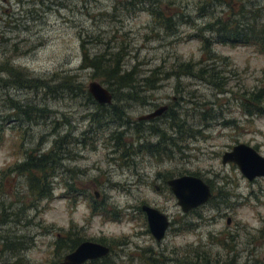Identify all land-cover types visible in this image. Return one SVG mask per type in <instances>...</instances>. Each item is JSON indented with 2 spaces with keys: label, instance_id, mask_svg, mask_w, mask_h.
<instances>
[{
  "label": "rangeland",
  "instance_id": "rangeland-1",
  "mask_svg": "<svg viewBox=\"0 0 264 264\" xmlns=\"http://www.w3.org/2000/svg\"><path fill=\"white\" fill-rule=\"evenodd\" d=\"M117 1L0 0V67L7 64L31 77L56 81H50L55 87L62 76L72 73L87 91L91 82L102 85L103 81L88 70L79 71L81 43L87 42L84 47L95 53L99 49L95 38L115 37L127 44L128 69L137 67L143 76L155 72L159 78L156 89L141 93L142 102L113 101L122 106L124 122L109 124L86 148L79 144L77 158L65 164L78 173L80 187L92 196L98 193V201L109 207L114 218L92 216L83 200L69 205L59 197L60 188L50 202L34 204L24 178L0 176V264H58L68 251L57 252L55 244L67 241L70 231L84 241L104 239L111 247L105 260L85 264H153V260L188 264L195 252L202 251L222 262L263 261L264 178L249 182L234 164L223 165L222 156L233 146L246 144L264 157V55L252 46L215 42L207 55L196 36L202 32L211 38L201 28L217 18L264 23V0H160V9L178 10L188 23L179 22L173 36L159 31V37L150 14L126 10L122 4L115 7ZM206 1L212 4L205 5ZM204 5L207 13L199 16ZM202 68L206 70L200 73ZM2 73L0 69V136L4 138L0 171L14 166L28 150H49L53 132L67 130L66 119L81 139L90 126L87 110L95 111L94 105L86 106V98L63 96L58 90V96L45 99L53 112L50 119L37 125L25 123L14 116L9 100L35 105L42 101V93L13 89ZM168 103L177 107L178 123L191 128L193 138L180 141L174 133V139L162 140L155 131L157 123L137 127L138 118L154 105ZM116 131L123 132V142L133 145L124 158L115 152V141L110 145L106 140ZM139 144L145 145L140 152ZM182 175L203 179L214 201L182 213L167 184ZM71 178L64 174L60 179ZM143 205L156 208L171 222L159 242L149 232ZM6 242L16 245L15 251H5Z\"/></svg>",
  "mask_w": 264,
  "mask_h": 264
},
{
  "label": "trees",
  "instance_id": "trees-1",
  "mask_svg": "<svg viewBox=\"0 0 264 264\" xmlns=\"http://www.w3.org/2000/svg\"><path fill=\"white\" fill-rule=\"evenodd\" d=\"M153 1L154 0H123L120 2L118 0L115 7L122 4L126 10H144L152 16L153 22L158 29V31L155 32L156 37H159V31L164 32L167 36H173L177 29L176 25H178L179 22L186 21V19L179 16L178 10L176 13H172L160 9V0H155V3H153ZM208 1H206L205 5H209L212 0H210V2ZM205 5L199 9V16H203L204 13H207ZM185 23H188V20ZM257 23L258 21H249L247 19L245 21L239 19L224 21L221 18H217L214 21H208L204 24V27L201 28L203 32L209 31L212 37H205L204 33L201 32L196 36V39L203 41L204 53L207 55L211 54L209 46L213 42L231 46H252L256 48L260 54L264 55V23L260 25H257ZM126 37L127 34H125L124 39ZM84 42L85 41L81 43L82 61L80 69H78L79 71L88 70L94 75V78H100L103 81L102 85L111 93L112 102L115 100L118 102H142L143 99L140 95L144 90H153L157 88L158 85L155 81H158L159 78L155 72H151L149 76H143L137 72V67H131L129 69L126 67L128 51L127 44H125L124 40L118 43L115 37L106 41L95 38V45L99 48L95 53L91 52L89 48L84 47ZM112 42H114L113 45H111ZM6 62H9V60ZM189 66L190 65H187V71L192 74L191 69L188 68ZM0 69L3 71L2 74L6 76L4 79L5 83L9 84L13 89L24 91L33 89L37 96H41L39 94L42 93V101L35 105H20L18 102L15 103L14 100H9V106L14 116H17L18 119L25 120V123L35 121L34 123L37 125L41 120L45 121L50 119L53 112L49 110L45 99H47L48 95L52 98L58 96V90L63 96L68 95L69 97L76 98L78 96H83L86 98L87 107L90 105L95 106L94 112L87 110L89 113L85 116V119L90 121V126L87 130L82 132L81 139L74 136L71 131V122L66 119L64 125L68 127L67 130L63 133H60V131L53 132V141L49 150L41 151L40 149H32L24 152L23 159L20 161L17 160L11 168L1 170L0 176L14 174L17 177L24 178L29 190L28 196L32 197L34 204H38L41 201L50 202L55 195V189L60 188L59 197L66 200L69 205L76 206L79 204L80 200H83L86 201L92 216L99 215L104 218H114V215L111 214L106 204L99 202L85 187L79 186V181L76 179L78 173L65 166V164L77 158L76 150L79 144H82L84 148H86L90 142H97L96 138L100 134H104V130L109 124L113 122H121L122 124L124 122L126 116L123 115L122 106L117 107L112 103L110 105L97 104L87 91L81 89L82 86L80 83H77L78 76L72 73L62 76L58 86L55 87L51 82L55 83L56 81L50 80V82L41 78L31 77L28 73L22 72L20 69L7 64L2 65ZM205 70V68H202L200 73ZM204 115L205 113L202 114L203 117ZM175 121L174 119L173 122ZM125 124L128 125V122ZM185 126H187L185 123H178L180 141H183L185 137H194L191 128L187 130L188 127L186 129ZM56 129L59 130V127H56L54 130ZM0 130H3L2 126H0ZM1 131L0 134L2 133ZM122 135L123 132H112L106 140L110 145H112V141H115V152L122 153V158H124L129 151L133 150V145H127L123 142L120 139ZM3 142L4 138L2 135L0 136V146ZM144 147L145 145L139 144L137 150L140 152L145 149ZM153 153L156 154L158 151ZM64 174H71L73 178L70 180L60 179ZM80 175L82 174H79V176ZM225 196H227L226 193ZM210 201L212 202L214 199L211 197ZM67 235L69 236V238H66L67 241H61L59 244H55L57 252L61 248V250L70 253L84 241L83 239H79L76 233L74 234L71 231L68 232ZM103 242L104 239H102L100 243L107 245ZM15 246L16 245L13 243L10 244L6 242L5 251H13ZM20 249L21 248L16 252ZM105 259L106 258H104V260ZM97 261L98 260H95L93 262L97 263ZM153 262V264H159L156 260H153ZM238 262L236 258L228 262H222L218 259L212 260L208 253L202 251L195 252L194 262H188V264H238ZM99 264L102 263L99 262ZM242 264H264V262L253 259V261L247 260Z\"/></svg>",
  "mask_w": 264,
  "mask_h": 264
},
{
  "label": "water",
  "instance_id": "water-1",
  "mask_svg": "<svg viewBox=\"0 0 264 264\" xmlns=\"http://www.w3.org/2000/svg\"><path fill=\"white\" fill-rule=\"evenodd\" d=\"M87 91L94 102L99 105H110L112 103L111 93L97 82H91L87 87ZM164 109L165 107H161L149 115L141 116L139 121L152 119L161 114ZM230 163L234 164L249 182L264 178V157L249 145L237 144L230 151L225 152L222 156V164ZM167 184L176 199L177 206L184 214L204 206L212 197L210 186L197 176L183 175L168 180ZM94 195L98 199V193L95 192ZM141 211L146 217L150 234L157 242L161 241L170 227L169 218L156 208L147 205H143ZM229 223L230 219H227V224ZM109 254L110 248L108 246L97 242L84 241L72 252L66 254L58 264H85L89 261L105 258Z\"/></svg>",
  "mask_w": 264,
  "mask_h": 264
},
{
  "label": "flooded vegetation",
  "instance_id": "flooded-vegetation-1",
  "mask_svg": "<svg viewBox=\"0 0 264 264\" xmlns=\"http://www.w3.org/2000/svg\"><path fill=\"white\" fill-rule=\"evenodd\" d=\"M175 100H173L174 102ZM173 104H163V105H154L151 110H149L150 112L146 115H149L153 112H155L157 109L161 108V107H165V109L162 111L161 114H159L158 116L152 118V119H149V120H141L139 121V118H138V125L137 127H141L140 125L145 124V125H151V124H154V123H157L158 124V127L156 128L155 131L158 132V134L160 135V138L163 140L164 138L167 139V140H171L174 139V133H178V123L177 121L179 120V114L176 110L177 107H173L172 106ZM144 116V115H143ZM176 120L175 122H173V120ZM136 124V123H135ZM153 130V128H152ZM166 133H171V136H168V138H166ZM164 135V137H163ZM162 140L160 141V143L162 142ZM156 241V240H155ZM157 242V241H156ZM111 254V253H110ZM193 258V257H192ZM99 261V260H98ZM89 262H93V261H89ZM191 262H194V261H191ZM264 262V260H263ZM88 263V262H86ZM244 263V262H243ZM239 264V262H238ZM242 264V263H241Z\"/></svg>",
  "mask_w": 264,
  "mask_h": 264
},
{
  "label": "bare ground",
  "instance_id": "bare-ground-1",
  "mask_svg": "<svg viewBox=\"0 0 264 264\" xmlns=\"http://www.w3.org/2000/svg\"><path fill=\"white\" fill-rule=\"evenodd\" d=\"M173 106V105H172Z\"/></svg>",
  "mask_w": 264,
  "mask_h": 264
}]
</instances>
